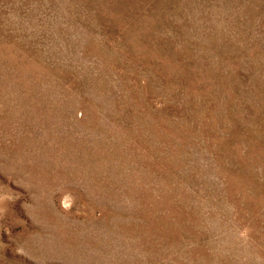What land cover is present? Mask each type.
Masks as SVG:
<instances>
[{"label": "rangeland", "instance_id": "rangeland-1", "mask_svg": "<svg viewBox=\"0 0 264 264\" xmlns=\"http://www.w3.org/2000/svg\"><path fill=\"white\" fill-rule=\"evenodd\" d=\"M0 264H264V0H0Z\"/></svg>", "mask_w": 264, "mask_h": 264}]
</instances>
